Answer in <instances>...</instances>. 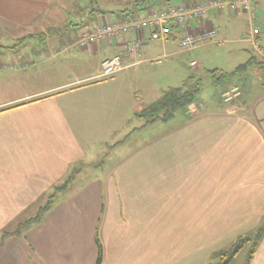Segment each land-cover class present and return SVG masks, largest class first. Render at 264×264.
Masks as SVG:
<instances>
[{"label": "crops", "instance_id": "0c3cea01", "mask_svg": "<svg viewBox=\"0 0 264 264\" xmlns=\"http://www.w3.org/2000/svg\"><path fill=\"white\" fill-rule=\"evenodd\" d=\"M68 5L0 0V49L17 33L49 31V15ZM139 9L92 19L111 23L142 16ZM208 11L191 30L211 29ZM48 39L37 64L28 57L14 71L13 58L0 59V88L11 90L0 99V235L11 232L0 242V264H97V242L100 264H211L213 253L254 234L264 221V82L216 108L191 105L178 120L144 125L135 113L145 106L117 107V90L105 102L80 101L101 62L122 53L123 39L85 48ZM54 61L69 72L65 81L30 88L35 73L58 70ZM21 78L22 86L10 83ZM90 168L102 170L90 176ZM250 264H264V236Z\"/></svg>", "mask_w": 264, "mask_h": 264}, {"label": "rangeland", "instance_id": "374dc122", "mask_svg": "<svg viewBox=\"0 0 264 264\" xmlns=\"http://www.w3.org/2000/svg\"><path fill=\"white\" fill-rule=\"evenodd\" d=\"M163 1L166 0H67L69 4L67 8L59 14L49 15L48 21L45 22V25L52 29L48 31L47 28L44 32L29 29L25 31L26 33H17L10 49H0L1 62L4 65L10 64L6 61L13 58L11 64L7 65L9 70L23 68V66L29 65L30 59L34 58L40 49L45 50L41 40H47L48 35H50L48 40L54 42H76L80 33L92 30L93 26L102 20L94 22L92 19L95 17L97 20L96 17L101 14L99 12L119 14L123 10L131 11L137 4H140L142 6L138 7L142 9L137 10L136 13L144 15L146 11ZM169 1L178 5L189 2V0ZM225 1L219 0L218 3H225ZM255 1L258 5L256 3L254 5L258 8L255 13L254 24L260 34L254 42L248 40V34L252 30L253 23L246 13L233 12L227 8L221 9V6L212 8L215 10L213 12L209 10L211 13L206 18L211 22V28L218 31L213 41L200 43L191 49H181L178 45V39L162 42L152 41L144 37L142 49L144 61L111 77H95L94 80L90 81L94 88L82 94L80 101L91 100V97L97 99L104 97L105 102L111 91L117 90L118 97L114 101L117 107L146 106L158 99L163 91L182 86L190 80L189 77L191 76L201 83L200 92L193 104L195 107L200 105L207 109L216 108L213 106L223 104L222 94L232 87H237L239 91L243 86L247 90L256 89L259 82H264V0ZM96 14L97 16H95ZM66 27H71L72 30L65 33ZM57 30H62V33L57 35ZM20 34L24 36H20ZM1 42L6 43L4 40L0 41V44H2ZM18 58L22 59L23 62ZM39 59H43V57L36 56L32 65L37 64ZM82 59L80 58V63L83 62ZM157 59H160V63L151 62ZM250 60V64L244 70L236 71L237 67L245 65ZM79 62L71 66L73 70H75L76 65L81 66ZM191 62H195L196 66H192ZM51 64L52 67H58V70L49 73H35V82L31 84L30 88L37 86L34 84L65 81L69 72L64 67L59 66L60 62L58 61ZM212 70L226 74V78L215 83L214 77L210 74ZM10 83L22 86L24 80L21 78L20 81L12 80ZM9 95H11V90L8 83L2 84L0 99ZM110 99L108 98V101ZM182 113L183 111H177L174 116L177 117L175 120H178ZM95 169L90 168L88 170L90 176L95 173ZM97 170L101 171L102 169ZM250 235L253 236V234ZM228 248L226 247V249ZM249 250L250 245L245 244L230 264H245Z\"/></svg>", "mask_w": 264, "mask_h": 264}, {"label": "built area", "instance_id": "2783aa9c", "mask_svg": "<svg viewBox=\"0 0 264 264\" xmlns=\"http://www.w3.org/2000/svg\"><path fill=\"white\" fill-rule=\"evenodd\" d=\"M218 1L199 0L194 6L172 4L149 10L142 16H131L111 23L100 21L93 26L92 30L80 33L76 42L80 48H85L100 40L123 39L122 53L101 62L100 72L96 76L98 78L111 77L124 69L140 64L143 61L142 49L145 33H147L149 40L166 41L177 28L178 45L181 49H191L200 43L213 41L218 34L217 30L211 28L207 31H193L190 25L202 21L207 10L220 6L221 8L224 6L233 12L240 11L248 15L253 23L252 30L248 34V40L254 42L260 32L254 24L258 7L254 5L253 1L227 0L225 3H218ZM129 34H134V38H126ZM125 57L133 58L134 62L130 65L124 64ZM151 62L160 63V59ZM191 65L196 66V63L191 62ZM239 96V89L232 87L222 94V99L223 102H231Z\"/></svg>", "mask_w": 264, "mask_h": 264}, {"label": "trees", "instance_id": "16d2710c", "mask_svg": "<svg viewBox=\"0 0 264 264\" xmlns=\"http://www.w3.org/2000/svg\"><path fill=\"white\" fill-rule=\"evenodd\" d=\"M198 1L189 0V2H187L185 5L194 6L193 4L194 3L196 4ZM172 4H173L172 2H170L169 0H166V1L161 2L160 4H156V5H161V6L151 8V10L158 9L163 6H169ZM138 6H142V5L137 4L135 8H137ZM124 13H133V10L131 11L123 10L121 13H119V15L124 14ZM131 16H135V15L132 14ZM123 18H127V17H123ZM174 30L175 32H173L169 36V38L170 37L177 38V28H175ZM250 62L251 60L248 61L245 65H241L237 67L236 71L244 70L247 67V65L250 64ZM210 74L214 77L215 83H217L220 80L222 81L223 79L226 78V74L219 73L217 70L210 71ZM189 79L190 80L188 82H185L180 87L169 88L163 91L161 96L158 99L146 105L140 111L136 112L135 117L143 120L144 125L151 124L157 120L169 121L175 116V113L177 111H183L187 109L189 106L193 105L200 92L201 83L195 77L191 76L189 77ZM72 177L73 176L71 175L69 178H67L66 181L61 186L54 187V190L51 196H54V194H56L57 192L64 190L66 188V184L68 183L69 180L72 179ZM49 206L50 204L48 203L45 207H42L41 209H39L37 216L33 220L39 221L40 215L43 212H45L49 208ZM21 226H24V225H18L17 229L12 233L18 234ZM9 234H11V232L4 231L0 235V242L5 237L9 236ZM263 236H264V221L256 229L253 236L247 235V236L238 237L228 249L220 250V251L213 253L212 259L215 262L211 264H230V262L239 253V251L242 249V247L245 244L250 245V250L247 254L245 264H250L251 259L254 255L255 249ZM100 262H101V249L97 242V264H100Z\"/></svg>", "mask_w": 264, "mask_h": 264}]
</instances>
